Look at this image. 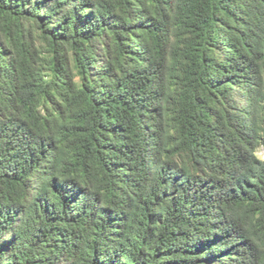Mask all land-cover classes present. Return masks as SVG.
I'll return each instance as SVG.
<instances>
[{
  "label": "trees",
  "instance_id": "16d2710c",
  "mask_svg": "<svg viewBox=\"0 0 264 264\" xmlns=\"http://www.w3.org/2000/svg\"><path fill=\"white\" fill-rule=\"evenodd\" d=\"M264 0H0V264H264Z\"/></svg>",
  "mask_w": 264,
  "mask_h": 264
},
{
  "label": "rangeland",
  "instance_id": "374dc122",
  "mask_svg": "<svg viewBox=\"0 0 264 264\" xmlns=\"http://www.w3.org/2000/svg\"><path fill=\"white\" fill-rule=\"evenodd\" d=\"M258 155L261 158H264V144L259 147V149H258Z\"/></svg>",
  "mask_w": 264,
  "mask_h": 264
}]
</instances>
